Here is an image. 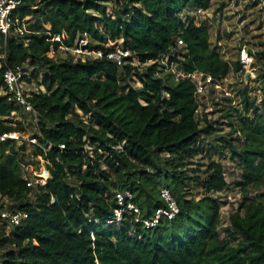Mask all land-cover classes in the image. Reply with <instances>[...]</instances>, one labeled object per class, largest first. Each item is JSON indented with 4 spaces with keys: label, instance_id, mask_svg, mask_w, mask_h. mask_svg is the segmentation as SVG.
<instances>
[{
    "label": "trees",
    "instance_id": "1",
    "mask_svg": "<svg viewBox=\"0 0 264 264\" xmlns=\"http://www.w3.org/2000/svg\"><path fill=\"white\" fill-rule=\"evenodd\" d=\"M212 1L24 0L14 11V16L36 18V23L34 32L0 34L5 54L0 92L8 67H30L46 92L29 100L40 132L54 146L34 150L46 158L51 177L45 187L30 188L19 161L25 158L20 156L26 144L0 143V194L11 199L10 209L29 214L11 234L0 217V264H264V41L254 50L252 63L259 68V85L247 83L240 90L243 110L239 121L230 122L238 125L233 133L240 134L226 140L233 157L240 158L241 179L234 183L244 195L224 235L221 202L211 195L230 187L223 164L211 161L203 176L192 167L202 150L201 133L214 131L207 114V125L200 127L196 85L176 80L172 72L157 76V63L146 69L136 65L168 53L182 38L188 50L182 61L186 71L210 74L221 83L243 72L241 46L230 61L224 47L211 40L205 20L180 17L189 7L207 11ZM110 3L115 4L113 15L107 11ZM259 3L264 10V0H252ZM57 34L68 46L88 39L87 47L104 56L57 58ZM118 48L132 53L122 66L108 58ZM135 77L142 86L132 83ZM13 111L21 113L22 108L0 94V117H11ZM16 128L24 125L19 122ZM10 129L14 127L0 121V131ZM242 138L238 150L234 142ZM192 185L203 191L200 199L189 190ZM163 187L178 202L174 219H162L153 228L129 213L115 221L117 191L130 189L148 217L166 207ZM250 188L257 189L256 196L249 195Z\"/></svg>",
    "mask_w": 264,
    "mask_h": 264
},
{
    "label": "built area",
    "instance_id": "2",
    "mask_svg": "<svg viewBox=\"0 0 264 264\" xmlns=\"http://www.w3.org/2000/svg\"><path fill=\"white\" fill-rule=\"evenodd\" d=\"M23 3L24 0H0L1 35L7 37V35L10 34L14 29L17 30L15 33H20V35H23L24 32H34L31 27L28 30L26 26L28 23H30V21L36 23V18L30 15L25 17L14 16V11L17 10V8H19ZM46 27L50 29L49 25H46ZM53 40L59 41L61 43L58 53L72 52L73 55L76 56L77 54H79L78 58H81L83 61L87 60L88 58H101L104 56L103 51L91 50L90 48H88L87 45L89 41L85 38L80 40L78 46L66 45L65 43H63L61 35L58 34L53 37ZM181 49L183 50L182 53L180 52ZM187 52L188 50L186 48L184 40L182 38H179L177 46L168 53H165L159 58L148 61L144 64L136 63V65L140 66V69H146L147 66L157 63V76H160L164 72H172L176 80L188 79L192 81L197 87V93L199 94L198 98L201 100L200 102H202L209 86L215 85L217 86V88H219L222 86V83L217 81L214 82V78L210 74H205L201 71H186L183 68L182 61L185 59L184 53ZM3 55L5 58V54ZM51 55L55 54L51 53ZM131 55L132 53L130 50L118 48L115 51L109 52L108 58L114 60L118 66H122L127 62L126 59ZM240 61L243 64V67L246 64H249L248 66H250L254 61V50H251L246 44H244L241 48ZM41 77L42 74H40V78ZM4 82L5 88L0 92V94L3 93L4 95H6L9 102L20 106L23 113L31 116V122H33L35 130L33 131V133L24 136V131L17 129L16 127L18 125L13 122L16 115H21V117H23L24 115L22 114V112L18 113L17 111H13L11 117H0V121H2L5 126L14 127V129L0 131V143L12 142L19 147L26 144L28 148H26L25 150V155L23 153L20 156V158H25L19 159L22 178L26 181L27 186L30 188H35L37 186L45 187L51 177V172L47 166L46 158L41 153L36 154L34 150L37 147H40L41 149H44V151H48L54 146V144L51 142H46L43 134L40 132L37 125L38 113L33 104L30 102L29 98L35 93H40L41 91L46 92V89L43 85H39L35 81L32 76L31 68L22 65L8 67L4 72ZM226 92L227 94H229L228 90ZM198 111L199 109L197 110V113ZM9 118L10 120H8ZM20 122L23 123V121ZM40 137L43 140H41ZM59 148L64 149L65 145L60 144ZM6 152L10 153L11 148H7ZM161 195L165 200L166 207L159 208L153 215L144 217L139 205L133 201V193L130 189L117 191L116 200L119 206L115 209V221L120 223L123 219L124 214L129 213L133 216V219L136 222H141L146 227L153 228L159 225L162 219H174L180 211L177 200L173 196L170 189L166 187L162 188ZM55 200L56 199L53 196L51 202L54 203ZM11 203V199L0 194V205H4L0 208V217L2 219V222H6L5 228L7 230V234H10L8 228L14 229L16 226L22 225L29 218V214L26 211H22L19 209H10L9 204Z\"/></svg>",
    "mask_w": 264,
    "mask_h": 264
},
{
    "label": "rangeland",
    "instance_id": "3",
    "mask_svg": "<svg viewBox=\"0 0 264 264\" xmlns=\"http://www.w3.org/2000/svg\"><path fill=\"white\" fill-rule=\"evenodd\" d=\"M115 4L110 3L107 11L113 15V6ZM193 7L187 8L180 14V17L187 20L188 15L195 16L198 19L205 20V23L210 28L211 40L222 45L225 49V58L232 61L237 58L238 47H243L244 44L248 45L251 50H256L260 47V41H264V10L262 4L254 5L252 0H213L211 8L207 11H201ZM216 16L215 19H207V14ZM35 23L30 21L26 28L29 30ZM1 45V44H0ZM241 51V50H240ZM4 53L0 47V66L4 58ZM72 55L76 60L79 54L73 55L72 52L64 53L60 52L57 56L68 57ZM244 66V71L241 73H232L230 77L222 83V86L217 88L215 85L208 87L203 101L200 102L198 118L200 121V127L206 126L205 114L207 119L210 120L214 127V131L208 134L203 130L202 136V150L200 155L194 160L192 167L199 170V175H204L203 171L206 170L211 161H216L223 164L224 175L227 181L230 183V187L227 190L214 192L211 195L221 202V225L220 231L224 235V227L229 224V217L231 212L238 207V203L243 198V191L240 187H237L234 181L241 179V164L240 158L235 155L226 145V140L231 137H236L240 134V131L233 133V127L230 124L231 120L236 123L238 120V114L242 112V104L240 98V90L248 83L252 87L259 85L258 67H253L251 64ZM257 79V82L255 81ZM254 80V81H251ZM135 86H142L141 82L134 78L132 81ZM228 93L227 94V91ZM258 93L259 90L257 89ZM254 94V93H253ZM227 110L231 111V116L227 115ZM13 122L19 125L20 121H23L24 136L33 133L35 130L32 118L30 115L21 117L16 115ZM239 123V122H238ZM238 126V125H237ZM232 133V134H231ZM245 141L242 138L240 141H235V145L240 150V145ZM28 148V147H27ZM195 175L196 172H192ZM189 190L193 191L197 199L203 196V191L192 186H188ZM264 191V189L262 190ZM249 195L254 197L257 195V189L250 188ZM10 205V204H9ZM11 234L12 229L8 228ZM2 251H0L1 256ZM1 258V257H0ZM1 262V259H0Z\"/></svg>",
    "mask_w": 264,
    "mask_h": 264
},
{
    "label": "water",
    "instance_id": "4",
    "mask_svg": "<svg viewBox=\"0 0 264 264\" xmlns=\"http://www.w3.org/2000/svg\"><path fill=\"white\" fill-rule=\"evenodd\" d=\"M209 16L211 17V16H212V14L210 13V14H209Z\"/></svg>",
    "mask_w": 264,
    "mask_h": 264
}]
</instances>
